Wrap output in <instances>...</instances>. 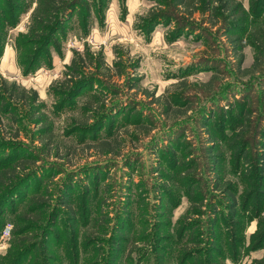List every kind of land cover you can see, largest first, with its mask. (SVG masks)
I'll return each instance as SVG.
<instances>
[{
	"label": "rangeland",
	"instance_id": "obj_1",
	"mask_svg": "<svg viewBox=\"0 0 264 264\" xmlns=\"http://www.w3.org/2000/svg\"><path fill=\"white\" fill-rule=\"evenodd\" d=\"M17 1L16 10L10 7L9 2L2 6L0 34L4 44L0 74L37 90L42 108L38 115L31 114L26 106L13 110L19 116V126L2 115L0 110V139L10 140L15 132L20 135L18 140L38 158V161L29 163L25 171L38 167L39 176L32 180L36 186L42 185L41 193L36 192V187L29 192L51 198L50 207L45 210V220L37 223L38 228L31 231L32 241H37L38 249L26 264H43V241L49 239L51 228L55 233L64 232L66 208H59L56 200L59 187L65 183L77 187L72 198L79 216L74 226L80 242L84 232L94 228L91 219L99 214L111 220L110 231L107 229L109 237L114 236L116 226L120 225L116 223V216H127L128 223L123 228L127 242L121 264H124L136 237L150 234L149 241H139L135 246L150 250L156 247L153 236L156 225H160L158 221L162 219L159 213L166 215L170 231L174 234L183 217L201 214L204 220L207 219L212 211L205 212L209 203L217 204L222 214L215 226L220 251L218 261L223 264H251L262 258L264 241L263 246H258L256 232L263 222L264 193L238 204L241 222L237 228V242L232 248V234L229 232L233 230L229 228L231 218L227 215L228 211L231 212V204L227 203L226 191L222 187L224 181L236 184V198L241 200L248 188V178L255 184L261 180L256 164L261 153L264 154V137L262 140L258 138L264 127V65L262 69H253L254 48L246 44L244 58L239 60L226 36L221 35L224 29L218 30L222 20L216 26L201 25L198 21L202 19L200 13L194 21L190 20L199 27L194 33L186 31L174 38L172 32L179 25L176 21L159 23L148 33L147 29L143 31L140 27H149L147 19L151 11H170L163 0H108L104 18L94 17L93 27L87 36L80 29L79 14L76 13L55 35L53 44L40 56L39 63L25 70V64L20 62V38L27 32L29 17L36 3L35 0ZM243 4L250 11V0H243ZM14 22V25L10 24ZM250 22L254 26L256 18L251 16ZM246 34L249 32L245 30V38ZM85 44L93 51L102 52L106 65L111 67V74L106 77L101 73L107 82L91 84L76 97L75 102L63 106L61 97L52 93L50 86L52 82L65 78L66 65L73 51L82 50ZM4 62L13 68L5 67ZM120 69L122 74H119ZM214 76L212 88L206 84ZM136 80L138 88H134ZM98 89L102 90V105L109 107L108 123L97 137L93 133L84 135L81 128L76 127L84 126L85 122L95 127L98 116L107 113L101 109L97 115H92L91 111L83 108L90 95ZM167 104L171 106L167 108ZM127 105L132 106L130 115L129 109L124 110ZM40 112L48 118L45 124L36 123L32 118L39 116ZM234 121L237 130L233 129ZM111 123L113 129L109 132ZM46 124L51 131L41 138L40 129ZM243 129H246L244 138L239 139L240 148L235 150L236 134ZM211 131L216 135L212 136ZM254 132H257L256 136ZM43 138L49 141L47 152ZM242 140L246 141L247 148L241 156ZM215 145L220 152H211ZM214 154H220L221 158L216 160ZM237 156H240L239 163L235 161ZM3 157L5 154L1 153L0 159ZM185 162L190 164L177 174L174 167ZM25 171L20 170V174ZM93 171L100 176L90 173ZM218 183L221 187L217 186ZM261 186L264 189V181ZM85 192L89 200L87 206L91 210L86 224L82 222L85 213L83 201L79 198ZM190 193L202 201L201 209L205 213L188 212L194 207L193 203L200 204L191 200ZM258 200L261 201L257 203ZM26 201L10 198L0 207V240L7 223L15 226L19 223ZM56 210L61 213L59 223L51 227L50 215ZM31 215L37 216L38 212ZM14 238L12 234L8 245H0V257L7 254ZM161 244L166 245L161 250L166 254L167 264H178L180 245H187L188 240L187 237L181 243L164 240ZM53 251L50 248L47 254L56 255ZM88 252L91 253V249ZM60 253L62 258L57 256L54 264L63 259L64 264H71L64 251L60 250ZM156 254L152 253L141 264H156ZM132 256L138 257V253L134 251ZM85 257L82 259L81 256L80 264H86Z\"/></svg>",
	"mask_w": 264,
	"mask_h": 264
},
{
	"label": "trees",
	"instance_id": "obj_2",
	"mask_svg": "<svg viewBox=\"0 0 264 264\" xmlns=\"http://www.w3.org/2000/svg\"><path fill=\"white\" fill-rule=\"evenodd\" d=\"M154 1L159 2L160 0ZM7 2H9L12 9L16 10L18 8L17 0H0V23L2 6H5ZM35 3L29 17L27 32L20 38V46H22L20 62L25 64V70L34 68L39 63L40 56L45 53L50 44H53L55 35L62 31L66 23L69 22L76 13L79 14L78 24L80 29L84 31V35L87 36L93 27L94 17L96 18L97 16L98 18L101 16L104 18L105 10L109 4L108 0H35ZM163 4L169 6L170 11L164 12L153 9L149 15L150 19H147L149 27H140L143 31L147 29L148 33H151L159 23L176 21L179 25L172 32L175 35L174 38H178L186 31L194 33L199 27L195 26L190 20L194 21V19H196L195 16L200 13L202 14V19L198 21L201 25L210 24L216 26L219 24V21L222 20L218 30L224 29V33L221 35L226 36L230 43V47L235 51V54L239 56V60L244 58V48L246 44L251 45L255 52L253 69L263 68L264 0H250V11L246 9L243 0H163ZM176 14H178V16ZM251 16L256 18V24L254 26L250 22ZM10 24L14 25L15 22ZM246 27H248V29H246ZM245 30L249 32L248 35L246 34V38ZM236 32L239 33L236 34ZM3 44L4 39L0 34V56L3 53ZM101 73L106 77L110 76L111 67L106 65L102 52L93 51L88 44H85L82 50L76 49L73 51L71 62L66 65L65 78L52 82L50 91L61 97V104L65 106L71 102H75L76 97H78L85 88L91 86V84L93 85L97 81L107 82V79L100 75ZM119 74H122V69L119 70ZM215 79L216 77L214 76L206 85H212L213 88ZM133 84L134 88L139 87L137 80L136 83ZM113 90L115 91L116 89L113 88ZM114 91L111 92L113 93ZM143 91L149 92L147 90ZM101 94V89L92 93L90 95L91 98L83 104V108L87 112L91 111L92 115H94V113L97 115V112L101 111V109L106 110L107 113L103 112L98 116L97 125H95V127L88 124V122H85L84 126L76 127L77 129L81 128L80 131L84 135L85 133H93L97 137L99 132H102L103 128L108 123L109 107L107 108L105 104L102 105L103 100L102 96H100ZM0 104L1 114L8 116L10 121L12 120L17 126H19V116L16 111L13 110H17L20 106H26L29 107L31 114L36 113L38 115V112L42 108V104L39 103V93L37 90L32 88L29 89L19 84L17 81L7 79L1 74ZM170 106V104H167V108ZM124 108L125 111L127 109L130 110L129 115L132 113L131 105H127ZM119 110L121 111V109ZM32 118L36 123L43 122L45 124L47 122L46 120H48L43 112L39 116L35 115V117ZM262 118L263 114L261 120H259L260 124H262ZM18 129H20V127H18ZM112 129L111 123L108 128L109 132H111ZM233 129L237 130L235 121ZM50 131L51 128H49V125H44L39 132L41 138L44 134H49ZM245 132L246 129H243L241 133L236 134L237 139L233 144L235 150L240 148L239 139L241 140V138H244ZM260 133L261 136L258 137L257 135V137L262 140L264 137V127L261 128ZM211 134L212 136L216 135L215 131H211ZM256 134L257 132H254V136H256ZM19 136L20 135L15 132L14 137L10 140L7 138L0 139V154H5V157L0 159V207L5 205L10 198L27 199L21 209L19 223L16 226L14 225L13 228L12 234L15 236L12 240L13 244L9 248L7 254L0 257V264H26L27 259L35 254L38 249V243L37 241H32L33 233H31V231L38 228L37 223L45 220V210H48L50 207V197H45L43 194L33 193V195L29 192L31 188L35 189L36 187V192H40L42 188L41 184L36 186L32 180L33 177L39 176L37 171L39 170L38 167L33 170L29 169L25 171V168H29V163L38 161V158L36 155L29 152L30 148L26 144L18 140ZM242 141L243 145L239 150V155L241 156L245 154L247 148L246 141ZM43 142L47 152L49 141L43 138ZM104 146L106 145L104 144L103 147ZM106 149L110 148L107 147ZM216 150L219 151L218 145L213 146L211 152L214 153ZM261 155L262 160L258 158L256 164L258 175L261 180L255 184V181L248 178V182H252V184L249 185L248 183L246 193L241 196V200L236 198L238 192L236 184L228 181L222 182L224 186L226 185V187H222L225 188L224 190L226 191L227 203L229 202V204H231V212L228 211L227 215L231 218L229 228L233 230L230 231L228 228L230 231L229 233L232 234V248L235 247V243L237 242V228L240 226L241 222L240 216L237 213L238 204L240 205L241 201H251L253 195L264 193L263 186H261L264 181V154L261 153ZM213 156H215L216 160L219 157L221 158L220 154H214ZM239 157L240 156L235 157L236 163H239ZM213 161H215V159H213ZM189 164V162L183 164L177 163L174 167L177 168L176 173L179 174ZM42 168L48 170L47 167ZM20 170H24L25 172L20 174ZM218 172H221V170H218ZM90 173L95 174V176H100L96 175L94 171ZM179 180L181 181L180 178ZM182 180L185 181V178H182ZM218 182L221 181L218 180ZM219 185L218 183L217 186ZM76 190L77 187L72 183L69 185L65 183L64 186L59 187L56 201L58 202L59 208H66L64 215H66L65 221L67 225L64 228V232L55 233V229L52 228L48 232L49 239H44L42 246V252L45 256L43 264H54L55 260H57V256L62 258L60 250L64 251L65 258H67L71 264H80V261L85 255L86 264H117L118 262L121 264L127 242V238L123 235V228L125 224L128 223V221H126L127 216L121 214L116 216V223L120 225L116 226L114 236L109 237L110 232H108L107 229L108 226H111V220L99 214L95 219H91V221L93 220L94 222V228L91 229V231H85L83 236L81 235L83 241L80 242V235H76V226H74L75 222L79 220L74 205L75 199L72 198ZM86 195L87 192L79 197L83 201L82 206L85 214L82 215V222L84 224L87 223L89 211H91L87 206L89 200L87 201ZM190 196L192 201H198L200 204L196 205L193 203L194 207L189 209L188 212L205 213L210 209L212 211L208 214V218L204 220L200 216L201 214H198L196 217H183L180 220L179 227L176 228L173 234L170 231L169 220L166 219V215L164 213H159L162 219L158 221L160 225H156L157 230L153 236L156 247L150 250L137 245L135 246L139 241H149L150 234H143L136 237L133 241L131 250L125 257L124 264H141L143 261H147L152 253H157L156 264H167L168 262L165 259L166 254L161 250V247H165L166 245H162L161 241L167 240L168 242L174 240L177 243H181L185 237H187L188 244L191 245H180L179 255L177 256L179 260L178 264H223V262L218 261L220 251L217 247V236L215 232V226L219 218L222 217L219 207L217 204L209 203L204 212L201 209L202 201H199L197 199L198 197H195L191 193ZM259 201L261 200H258L257 203ZM166 206L167 205L164 204V207ZM100 207L101 206H99V208ZM161 207H163L162 204ZM57 210L56 212H52V216L50 215L49 220L51 221V227L59 223L61 213H58ZM36 212H38L37 216L31 215V213ZM1 216L2 214L0 213V223ZM262 219L263 222L260 223L256 232L259 242L258 246H263L262 242L264 241V216ZM105 234L107 235L106 237ZM49 247L54 250L53 252H55L56 255L52 256L47 254V251L50 249ZM88 249H91L92 252L89 253ZM134 251L138 253V257L132 256ZM81 256L82 259H80ZM63 261L64 259L62 261H57L56 264H64ZM251 264H264V256L255 259Z\"/></svg>",
	"mask_w": 264,
	"mask_h": 264
},
{
	"label": "built area",
	"instance_id": "obj_3",
	"mask_svg": "<svg viewBox=\"0 0 264 264\" xmlns=\"http://www.w3.org/2000/svg\"><path fill=\"white\" fill-rule=\"evenodd\" d=\"M13 228H14V224L11 222L7 223V225H5V227L3 229V233L1 235L0 245L1 244H7L8 245V241H9V239L13 233Z\"/></svg>",
	"mask_w": 264,
	"mask_h": 264
},
{
	"label": "crops",
	"instance_id": "obj_4",
	"mask_svg": "<svg viewBox=\"0 0 264 264\" xmlns=\"http://www.w3.org/2000/svg\"><path fill=\"white\" fill-rule=\"evenodd\" d=\"M72 57H73V55H72ZM72 57H71V59H72ZM70 62H71V60H70ZM70 62H69V63H70ZM4 64H5V67H6V66H7V67L9 66V68H13V66L8 65V64H6L5 62H4Z\"/></svg>",
	"mask_w": 264,
	"mask_h": 264
}]
</instances>
